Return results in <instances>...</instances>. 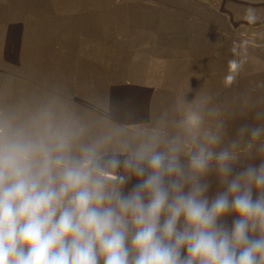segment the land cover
Segmentation results:
<instances>
[{"label":"clouds","instance_id":"9594fccd","mask_svg":"<svg viewBox=\"0 0 264 264\" xmlns=\"http://www.w3.org/2000/svg\"><path fill=\"white\" fill-rule=\"evenodd\" d=\"M255 121L226 142L189 108L172 131L85 142L0 119V264H264V111Z\"/></svg>","mask_w":264,"mask_h":264},{"label":"rangeland","instance_id":"374dc122","mask_svg":"<svg viewBox=\"0 0 264 264\" xmlns=\"http://www.w3.org/2000/svg\"><path fill=\"white\" fill-rule=\"evenodd\" d=\"M135 1L157 21L147 31L136 26L143 46L132 49L116 0H0V119L82 131L85 142L133 140L158 125L172 131L189 108L208 126L222 121L226 142L239 124L256 122L264 111V0H126ZM200 47L232 53L241 67L231 85L183 82Z\"/></svg>","mask_w":264,"mask_h":264},{"label":"crops","instance_id":"0c3cea01","mask_svg":"<svg viewBox=\"0 0 264 264\" xmlns=\"http://www.w3.org/2000/svg\"><path fill=\"white\" fill-rule=\"evenodd\" d=\"M101 4H105L106 0H97ZM118 3V8L116 11L123 12L126 16L118 17L117 21L123 25L129 26L127 28L128 34L132 37L130 38V47L133 48H142V44L140 41H136L133 38V34L136 32V26L151 28V26L156 24L157 16L156 13L151 11H144V9L139 5V3L133 2L131 4L127 3L126 0L120 1L116 0ZM129 4V5H126ZM129 11L130 15L127 18V11ZM136 11V12H135ZM142 42H146L144 49H151L153 43L155 41L150 38H144ZM198 63L194 64L195 66H189L185 64L183 66V82L193 84L195 87L197 85L206 87L205 83L209 82H223L225 80V73L231 72L229 61L232 60V53L230 51L217 49V48H208L200 47V52L197 54ZM189 68H192L190 70ZM195 71V73H193ZM197 74V75H196Z\"/></svg>","mask_w":264,"mask_h":264}]
</instances>
